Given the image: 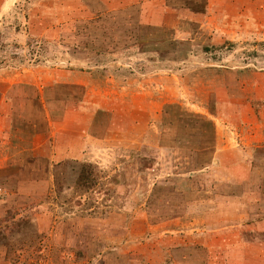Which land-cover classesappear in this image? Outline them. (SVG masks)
<instances>
[{
  "label": "rangeland",
  "instance_id": "374dc122",
  "mask_svg": "<svg viewBox=\"0 0 264 264\" xmlns=\"http://www.w3.org/2000/svg\"><path fill=\"white\" fill-rule=\"evenodd\" d=\"M12 1L0 264H264V0Z\"/></svg>",
  "mask_w": 264,
  "mask_h": 264
},
{
  "label": "trees",
  "instance_id": "16d2710c",
  "mask_svg": "<svg viewBox=\"0 0 264 264\" xmlns=\"http://www.w3.org/2000/svg\"><path fill=\"white\" fill-rule=\"evenodd\" d=\"M166 3L174 8L187 7L190 11L202 12L205 8V0H166ZM233 45V43H229ZM254 45H263L264 42H255ZM209 48L206 47L205 50ZM65 85L64 88H67ZM69 97V96H68ZM101 175L98 167L95 164L83 162L79 166L77 177L73 184L75 195H89L92 196L95 188L101 182Z\"/></svg>",
  "mask_w": 264,
  "mask_h": 264
},
{
  "label": "crops",
  "instance_id": "0c3cea01",
  "mask_svg": "<svg viewBox=\"0 0 264 264\" xmlns=\"http://www.w3.org/2000/svg\"><path fill=\"white\" fill-rule=\"evenodd\" d=\"M17 0H13L12 2V4H14L15 2H16ZM11 2V0H3L2 2H1V4H0V12L2 13L3 12V10H4V8L6 7V6H8L9 5V3ZM70 74H68L67 76H66V79L64 80V82H68V81H71V80H69V79H67V78H69L68 76H69ZM175 77L177 78V76L175 75ZM83 84V83H82ZM258 100H261V101H263L264 102V98H258ZM240 115L242 116V118H246V116H244L243 114H242V108L240 109ZM251 118L253 119V117H252V115H251ZM263 124H264V121H263ZM255 139V138H254ZM253 139V140H254ZM257 142H260V140H263V138L261 137V136H258V138H256L255 139Z\"/></svg>",
  "mask_w": 264,
  "mask_h": 264
}]
</instances>
